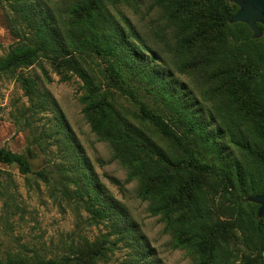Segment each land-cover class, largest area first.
Masks as SVG:
<instances>
[{"label": "trees", "instance_id": "obj_1", "mask_svg": "<svg viewBox=\"0 0 264 264\" xmlns=\"http://www.w3.org/2000/svg\"><path fill=\"white\" fill-rule=\"evenodd\" d=\"M119 1L0 0L11 11L8 20L18 38L0 56V73L16 74L45 58L62 79H69L70 72L78 75L87 89L81 96L86 118L100 139L113 147V158L127 170L126 180L137 182L151 214L165 222L175 247H187L216 262L219 250L227 246V233L236 230L246 248L256 254L255 260L261 258L258 263L264 264V215L258 216L259 204L247 200L264 191V25L258 23L263 35L254 38L245 22L231 23L238 9L232 0H155L158 8L182 19L196 41L205 43L201 61L220 69L238 111L254 119L256 135L228 129L231 142L245 158L240 163L224 153L222 128L210 129L214 115L210 113L207 122L199 116L183 84L156 62L162 60L158 52L147 47L128 17H117L114 8ZM87 51L110 59L109 77L135 103L147 128L155 130L160 140L133 124L103 96L107 93L97 89ZM17 79L31 108L41 110L47 101L38 94L37 81L21 72ZM0 161L17 164L22 173L31 172L29 157L6 147H0ZM83 167L78 180L87 189V208L93 218L111 221L113 231L133 248L132 259L150 264L139 257L148 249L125 214L109 198H102L90 168ZM212 190L220 192L226 218L212 208ZM105 243L107 238L85 239L71 254L21 256L5 264H98L111 249Z\"/></svg>", "mask_w": 264, "mask_h": 264}, {"label": "rangeland", "instance_id": "obj_2", "mask_svg": "<svg viewBox=\"0 0 264 264\" xmlns=\"http://www.w3.org/2000/svg\"><path fill=\"white\" fill-rule=\"evenodd\" d=\"M114 11L120 15L117 17H128L147 47L158 52L162 60L156 62L170 70L171 79L183 84L199 116L207 122L209 114L214 115L210 129L215 132L218 126L222 128L224 153L229 160L243 163L245 158L231 142L228 129L256 135V123L238 111L220 69L201 61L207 51L205 43L196 41L182 19L170 16L164 7L158 8L155 0H120ZM8 16L9 7L0 2V56L18 39ZM87 52L97 89L107 93L103 96L133 124L160 140L155 130L147 128L150 126L142 120L135 103L109 77L110 59ZM20 72L37 81V92L47 101L41 110L31 108V100L17 79ZM69 74V79H62L45 58L16 70V74L0 73V147L28 156L31 163V172L22 173L17 164L0 161V264L21 256L60 257L73 253L85 239L93 242L102 238L109 240L105 246L111 249L98 264H142L132 259L133 248L113 231L111 221L93 218L88 210L87 189L78 180L83 165L90 168L102 198H109L125 214L148 249L139 257L150 264L262 262L261 258L255 260L256 254L246 248L236 230L227 233V246L219 250L216 262L187 247H175L174 236L165 231V222L160 215L151 214L149 201L139 196L137 182L126 180L127 170L113 158V147L100 139L86 118L81 100L87 90L84 82L78 75ZM211 195L216 215L226 218L220 192L212 190Z\"/></svg>", "mask_w": 264, "mask_h": 264}, {"label": "water", "instance_id": "obj_3", "mask_svg": "<svg viewBox=\"0 0 264 264\" xmlns=\"http://www.w3.org/2000/svg\"><path fill=\"white\" fill-rule=\"evenodd\" d=\"M238 5V9L231 17L230 22H245L249 25L253 32L254 38H259L263 35V30L258 26V23L264 25V0H232ZM248 201L259 204L258 216L264 214V191L260 194L247 197Z\"/></svg>", "mask_w": 264, "mask_h": 264}]
</instances>
